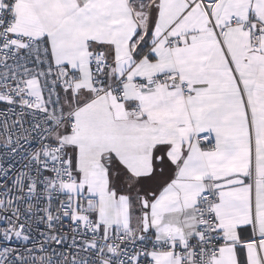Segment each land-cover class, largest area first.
<instances>
[{
    "label": "snow or ice",
    "instance_id": "snow-or-ice-1",
    "mask_svg": "<svg viewBox=\"0 0 264 264\" xmlns=\"http://www.w3.org/2000/svg\"><path fill=\"white\" fill-rule=\"evenodd\" d=\"M0 264H264V0H0Z\"/></svg>",
    "mask_w": 264,
    "mask_h": 264
}]
</instances>
